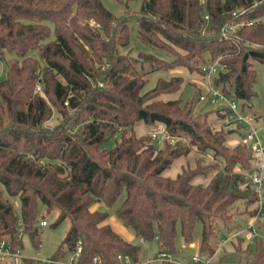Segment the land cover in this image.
Listing matches in <instances>:
<instances>
[{"label":"trees","instance_id":"16d2710c","mask_svg":"<svg viewBox=\"0 0 264 264\" xmlns=\"http://www.w3.org/2000/svg\"><path fill=\"white\" fill-rule=\"evenodd\" d=\"M253 2L140 0L137 15L117 16L102 0H0V59L6 66L0 81V239L21 249V223L22 232L37 242L41 203L46 214L57 211L53 224L65 219L69 224L52 257L73 252L79 244L80 264H93V256L98 264H122L118 252L136 262L139 246L111 227L107 211L90 209L94 201L111 205L124 192L116 213L136 236L155 238L160 252H171L177 225L189 245L200 222L198 254L215 258L217 223L228 226L236 200L245 198L246 207L254 202L243 171L253 168L256 156L241 143L228 144L230 133L223 126L214 128L208 112L193 116L191 99L181 103L159 97L177 91L180 76L158 77L141 92L148 72L136 71L116 46L128 44L134 20L142 40L171 56L145 54L142 60L152 70L182 65L200 74L202 63L222 56L225 69L214 83L243 109L255 96L253 62L264 64V22L238 28L234 40L218 32L239 8H246L241 18L264 17V0ZM53 110L61 121L49 127L45 123ZM223 110L209 111L221 118ZM139 121L161 124L171 136L211 151L223 160L222 168L208 183L193 181L199 167L164 175L186 148L166 139L156 146L149 132L135 131ZM110 139L111 146H105ZM247 213L252 216L254 206ZM258 227L264 231V217ZM241 237L234 244L239 256ZM251 242L252 248L244 249L250 253L245 263L264 264V241L256 237Z\"/></svg>","mask_w":264,"mask_h":264},{"label":"rangeland","instance_id":"374dc122","mask_svg":"<svg viewBox=\"0 0 264 264\" xmlns=\"http://www.w3.org/2000/svg\"><path fill=\"white\" fill-rule=\"evenodd\" d=\"M103 4L110 9L115 15H132L138 13L140 0H102ZM130 39L126 46H116V52L121 55H126L133 60L134 68L136 71L148 73L145 75L146 84L141 92L153 87L158 77L169 78L170 76H180L182 83L180 88L175 92H162L159 97L167 100L171 98H180L183 103L186 99H191L192 115H197L199 118L207 113V119L210 121L214 128L221 127L220 118L215 113L209 111L213 109L207 101H200L198 99L199 91L203 86V80L197 71L189 70L182 65H174L168 69L152 70L148 62L142 60L145 54H151L163 59H170L166 51L155 45H152L145 40H142L137 34V24L134 20L129 23ZM205 31V30H204ZM99 47H101L99 45ZM182 51V50H181ZM173 55V54H172ZM253 67L256 72V81L254 83L255 96L244 104L243 111L247 114H254L256 116L255 125L259 129L261 137L264 139V64L258 61L253 62ZM5 60L0 59V81L5 77ZM237 102L241 105L240 101ZM61 121V116L56 110H53L50 118L46 121V125L54 127ZM155 126L151 127L139 121L135 124L134 129L138 134L150 133ZM117 132L115 135L118 137ZM243 133V129H238L234 134L227 136L228 144L233 145L237 143L239 134ZM159 141L154 139L156 146H161L163 140L166 139L170 143L185 149L182 154L174 158L172 163L163 170V174L169 177H175L184 168H197L199 167L200 173L193 179L194 182L208 183L215 171L220 170L223 166V160L220 157H215L209 150H198L195 146L190 145L188 139L181 136L175 137L170 134H162L159 136ZM113 140L110 139L105 146H111ZM250 170L243 171L244 180L248 182V173ZM244 182V183H245ZM244 183L239 184V188H244ZM5 193L2 191V196ZM125 193L122 192L118 198L111 204L106 205L101 201H94L90 205L92 210H105L108 213L107 222L111 227L120 234L124 239L139 246V253L137 261H122V264H143L150 262V264H162L163 260H158L160 257V249L158 242L155 238L140 239L136 236L132 227L125 225L118 217L116 210L122 201ZM17 206V202H15ZM254 206L252 202L248 207L245 206V198H240L230 207L231 218L228 226H223L219 221L216 225L218 231L217 238L213 243H220V249L216 252L215 258H221L225 264H246V259L250 256L249 252L244 249L246 246L252 248L253 242L247 238H242L240 243L241 251L239 256L235 253L234 244L237 243L238 237L243 236L244 227L248 223L249 215L247 210ZM57 216V211H52L48 214L45 213L44 206L40 203L38 207V220L45 219L46 224L40 225L37 232V242L31 238L28 232H22L21 236V257L14 261H8L10 264H25V259L38 260L42 258L52 257L55 255L56 249L63 239L68 228V220H62L59 223L53 224ZM239 222V223H237ZM260 228L261 234L264 236V231ZM193 242L197 243L196 247L187 245L180 232V226L176 227V234L174 238V250L167 252L170 254V261L183 263V264H197L193 262L192 256L198 254V243L201 240V223L196 222L192 233ZM192 243V242H191ZM219 245V244H218ZM217 246V245H216ZM73 252L65 251L61 256L63 260H67Z\"/></svg>","mask_w":264,"mask_h":264},{"label":"built area","instance_id":"2783aa9c","mask_svg":"<svg viewBox=\"0 0 264 264\" xmlns=\"http://www.w3.org/2000/svg\"><path fill=\"white\" fill-rule=\"evenodd\" d=\"M262 0H254L253 5L261 2ZM246 12V8H239L232 11L233 19L225 22L219 29V36L222 39H233V34L238 28L257 22H264V17L255 19H245L240 16ZM203 19L208 21V14L203 15ZM222 56H217L213 60H209L200 65V76L203 80V86L198 94L200 101H207L213 107H223L224 115L220 118V125L227 131L232 130L230 134H234L238 129H243V133L239 134L238 143L245 145L255 156L256 162L253 168L248 173V182L246 187L253 192L254 195V208L255 213L249 217L248 223L244 227L245 238L253 241L254 238H262L258 221L264 217V139L259 133V129L255 125L256 116L254 114H247L241 109L240 104L236 99L225 94L220 87L214 83V78L221 70L225 69V63L221 61ZM40 89V86H37ZM166 130L161 124L155 126L151 131V136L159 141V136L166 134ZM45 219L40 220V225H45ZM19 237L22 236L21 223L19 224ZM218 246L217 250L219 249ZM216 250V251H217ZM81 251V246L78 244L67 260L61 257H47L38 260H33V264H80L77 257ZM117 257L121 261L130 262V257L127 254L117 253ZM20 249H13L8 244L5 238L0 239V264H10L8 261H14L21 257ZM170 254L167 252H160L158 260H170ZM193 262L197 264H224L215 260L214 256H206L195 254L192 256ZM99 259L93 256V264H98ZM178 263V262H177ZM183 264V263H179Z\"/></svg>","mask_w":264,"mask_h":264},{"label":"crops","instance_id":"0c3cea01","mask_svg":"<svg viewBox=\"0 0 264 264\" xmlns=\"http://www.w3.org/2000/svg\"><path fill=\"white\" fill-rule=\"evenodd\" d=\"M140 239H142V238H140ZM196 245H197V243H196L195 241L189 244V246L194 247V248L196 247ZM219 249H220V247H219ZM219 249H218V250H219ZM194 255H195V254H194Z\"/></svg>","mask_w":264,"mask_h":264},{"label":"water","instance_id":"95a60500","mask_svg":"<svg viewBox=\"0 0 264 264\" xmlns=\"http://www.w3.org/2000/svg\"><path fill=\"white\" fill-rule=\"evenodd\" d=\"M232 130H228V132L230 133Z\"/></svg>","mask_w":264,"mask_h":264}]
</instances>
